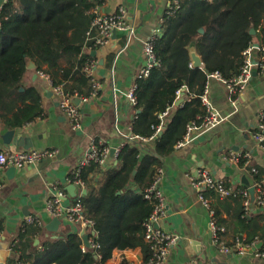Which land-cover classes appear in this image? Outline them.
<instances>
[{"label":"crops","instance_id":"0c3cea01","mask_svg":"<svg viewBox=\"0 0 264 264\" xmlns=\"http://www.w3.org/2000/svg\"><path fill=\"white\" fill-rule=\"evenodd\" d=\"M95 1L96 4L92 8L94 15L112 14L123 7L128 21L134 26V34L129 37L128 32L117 30L109 44L93 49L87 48L90 44L86 38L85 51L91 53L92 59L96 60L93 72L101 86L95 96L90 97L86 93L76 96L82 98L78 104L82 111L81 128L77 130L72 128L59 107L50 85L38 74L37 67H27L24 86H34L41 93L42 114L17 127H8L0 118V148L24 150L19 144L12 143L8 146L3 142L4 132L14 128L18 136L31 138L32 148L57 150L53 158H45L36 164L17 168L13 178L7 175L8 168L0 170V180L5 184L0 190V248L8 250L6 262L0 261V264H12L10 259L16 253L14 248L11 249V245L18 241L21 233L24 234L23 241L32 242V245H26V251L31 254L43 250L44 243L49 239L66 237L68 234L81 235L83 229L64 218L57 232L49 231L46 226L53 217L47 211L46 204L51 192L56 191V187L69 194V198L64 201L66 204L73 199L74 195L67 189L72 184L71 175L81 158L85 156L93 139L111 148H121L127 142L141 143L145 146L154 143L153 138L133 133V121L140 110L130 102L128 92L137 84L138 75L147 62L144 53L145 41L155 32L162 34L165 15L173 11V2ZM261 27L264 29V20ZM260 41L264 42V31L255 37L256 43L260 44ZM93 50H96L95 55L92 54ZM62 65L65 66V63ZM57 77L60 78L61 73ZM76 83L74 80L70 84L78 85ZM61 84L66 89V83ZM89 84H92L91 81ZM207 85L212 104L227 119L217 127L199 134L187 145L181 147L176 145L171 153L160 157L161 166L164 168L161 185L169 207L168 215L160 225L163 229L181 236L180 242L173 247L165 264H264V258L257 257L252 252L243 255L225 254L212 242L209 224L211 210H214L217 223L225 228L222 237L227 244L232 243L237 237L249 241L250 229H243L239 217L240 203L243 201L234 197L220 198L215 192L207 191L210 200L208 207L201 200L192 180L200 169L209 168L216 177L235 187L245 185L241 180L243 176H246L251 184L256 182L257 175L261 176L262 182L264 181V150L253 137L258 127L259 115L264 111V73L256 70V74L239 96L237 108L230 99L226 85L220 79L210 77ZM180 98H183L181 103L183 104L192 97L188 95V89L182 88L177 99ZM132 135L136 137L130 139ZM141 144L143 157L147 149ZM232 151L249 152L250 164L242 165L238 161L230 160L228 156ZM119 166L118 157L111 154L108 163L100 165L101 170L95 177L96 186H100L104 181V172ZM252 166L258 168L259 174L252 172ZM92 177L94 178L93 175ZM130 187L141 191L140 185L136 182ZM263 212L264 207L254 204L249 212L245 211L244 220L245 216L246 220H257L264 230ZM32 214L41 216L45 226L41 228L26 223L25 218ZM88 234L92 236L94 231L90 230ZM252 237L254 240H262L259 231ZM90 249L94 252L99 250L92 247ZM149 255L141 246L116 247L104 264H124L146 259ZM95 257L100 259L97 253Z\"/></svg>","mask_w":264,"mask_h":264},{"label":"trees","instance_id":"16d2710c","mask_svg":"<svg viewBox=\"0 0 264 264\" xmlns=\"http://www.w3.org/2000/svg\"><path fill=\"white\" fill-rule=\"evenodd\" d=\"M95 4V0H7L3 4L0 9V118L5 125L22 126L43 112L39 90L24 86L29 60L39 70L48 72L55 83L65 82L66 90L72 95L91 94L93 86L84 66L93 57L85 51V41ZM263 20L264 0H180V6L165 15L163 32L156 39L159 63L149 76L137 79L136 108L140 112L133 121V133L152 138L164 120L160 115L170 108L163 130L153 138L151 146L125 143L118 155L120 166L104 172L100 186H96L95 178L100 165H91L82 172L88 190L82 199L85 213L95 220L101 247L97 252L91 249L84 252L81 235L68 234L49 239L43 250L31 254L26 251V245L32 242L23 241L21 233L10 263L104 264L116 247L141 246L150 254L144 222L153 210V202L144 198L141 191L162 167L160 157L171 153L183 139L188 123L202 121L201 117L207 113L201 96L209 75L219 72L231 78L240 72L243 51L256 43V35L264 31ZM192 43L202 57V67L193 65L189 50ZM74 80L78 85L70 84ZM183 86L192 98L176 106L177 91ZM140 144L147 149L143 157ZM240 163L244 165L245 158ZM256 181H262L260 175ZM133 182L140 185V192L130 187ZM234 198L242 200L239 196ZM240 206L242 227L250 229L249 241L254 240L252 235L257 231L264 239L259 222L246 220V216L244 220L243 202ZM96 253L100 259H96Z\"/></svg>","mask_w":264,"mask_h":264},{"label":"built area","instance_id":"2783aa9c","mask_svg":"<svg viewBox=\"0 0 264 264\" xmlns=\"http://www.w3.org/2000/svg\"><path fill=\"white\" fill-rule=\"evenodd\" d=\"M172 10L180 6V0H172ZM1 9V8H0ZM119 31L128 32L129 37L134 34V26L128 21L126 10L120 7L119 10L112 14L96 13L91 22V26L87 31V41L90 45L87 48L93 49L102 47L111 42L114 33ZM158 33H153L144 43V53L147 59L145 66L141 69L138 78L149 76L152 68L159 63L155 53V43ZM96 60L91 59L86 62L84 70L90 77L93 90L90 97L97 95L101 86L100 82L94 77V66ZM264 73V44L256 45L251 44L243 51V64L240 72L231 78L223 77L219 72L211 73L210 77L220 79L227 87L230 99L235 108L238 106L239 96L246 89L254 71ZM38 74L46 79L50 85L53 93L57 97L59 107L70 121L74 130L80 129L82 126V111L78 104L74 101L76 96L68 92L64 85L55 83L53 77L44 70L38 69ZM184 88V86L182 87ZM137 84L128 92V98L132 104L137 105ZM182 92V89L177 91V96ZM208 85L201 98L206 106L207 113L201 117L202 121L194 120L187 125L186 133L182 140L177 143V147L185 146L194 140L199 134L213 129L220 125L227 119L211 102L209 98ZM86 99V98H85ZM170 108H168L160 117L163 122L156 127L154 138L164 128L165 118L169 116ZM136 136H130L132 139ZM138 137V136H137ZM253 137L258 145L264 150V111L259 115V123L257 130L254 132ZM121 148H116L114 156L118 157ZM57 150L55 149H24L14 151L11 149L0 148V170L15 166L22 168L27 165L36 164L45 158H53L56 156ZM111 147L93 139L90 142L89 148L79 161L71 175V183L76 186V194L69 203L64 201L69 198L67 191L57 188L55 192H51L47 199L46 209L49 214L54 218H64L80 228L94 231V235L88 234V246L82 238V249L88 251L90 247L98 250L101 247L100 242L97 240V231L95 229V220L90 218L85 213V206L83 203L84 190L86 189V182L82 176L83 169L91 165L97 164L104 166L108 163L111 157ZM230 160L240 162L241 158H245L246 165L250 164L251 154L249 152L232 151L228 156ZM252 172L259 173L256 166L251 167ZM164 176V168L159 167L157 175L153 181L146 186L141 192L144 198L153 202V210L150 216L144 222L145 238L150 244V255L148 258L139 261H129L124 264H165L169 260V256L173 247L180 242L181 236L176 232H170L163 229L160 225L161 221L168 215L169 207L166 196L162 189V180ZM194 186L198 189L199 195L203 203L210 207V200L206 196L207 191L215 192L220 198L228 197H241L246 212L250 211L252 205L264 207V186L262 181L254 183L256 187V197L252 200L251 191L248 186L235 187L229 184L222 178H218L209 168H202L198 171L196 176L192 177ZM5 184L0 180V190L4 188ZM210 230L212 232V242L218 246L219 250L225 254L235 253L243 255L247 252H252L255 256L264 258V245L261 248L256 247L260 240L246 241L240 237L235 238L232 243L227 244L223 237L222 232L225 228L219 225L215 219L214 210H211ZM25 222L35 224L39 227H44L45 223L39 215H28ZM83 237V236H82ZM17 240L11 245V249L15 247Z\"/></svg>","mask_w":264,"mask_h":264},{"label":"water","instance_id":"95a60500","mask_svg":"<svg viewBox=\"0 0 264 264\" xmlns=\"http://www.w3.org/2000/svg\"><path fill=\"white\" fill-rule=\"evenodd\" d=\"M6 1L7 0H0V8L3 6V4ZM201 31L203 32L204 29H201ZM251 32L255 33V29H252ZM256 45H259V43H256ZM189 50H190V56H191L193 65L195 67H202L204 63H203L201 55L197 51L196 44L192 43L189 46ZM92 54L95 55L96 54V50H93ZM27 67L28 68H36L37 66H36V63L33 60H29ZM255 74H256V71L253 73V75H255ZM81 100H82L81 97H76L74 99L76 104H79ZM182 102H183V98H180V99H177V101L175 103H176V105H180ZM3 142L6 145H8V146H11L12 143H16V144H19L20 146H22L24 149H30V148L33 147V142L31 140V138L24 137V136L23 137L18 136L16 134V129H14V128L8 129L6 132H4V134H3ZM115 151H116L115 147L111 148L112 155H114ZM16 171H17V168L15 166L8 167L7 175L10 178H13L16 175ZM241 180H242V183H244L246 186L249 187V189L251 191V195H252V200L254 201L255 197H256V187H255V185L251 184L250 180L246 176H243L241 178ZM67 189L70 191V193L72 195L76 194V186L74 184H70ZM87 192H88V190L85 189L84 193L86 194ZM61 223H62V219H60L58 217H54L47 224L46 227L51 232H57L59 227H60V225H61ZM81 235L83 236V239H84L85 243L88 246H90V244L88 243V234L86 232V229H83V231L81 232ZM196 244H199V243H196ZM263 245H264V239L260 240L257 243L256 247L261 248ZM7 257H8V250L0 248V261L1 262H6Z\"/></svg>","mask_w":264,"mask_h":264},{"label":"rangeland","instance_id":"374dc122","mask_svg":"<svg viewBox=\"0 0 264 264\" xmlns=\"http://www.w3.org/2000/svg\"><path fill=\"white\" fill-rule=\"evenodd\" d=\"M43 219V218H42ZM43 221H44V219H43ZM44 223H45V221H44Z\"/></svg>","mask_w":264,"mask_h":264}]
</instances>
